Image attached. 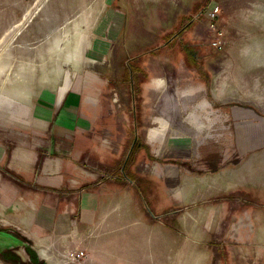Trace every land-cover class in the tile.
<instances>
[{
	"label": "rangeland",
	"instance_id": "1",
	"mask_svg": "<svg viewBox=\"0 0 264 264\" xmlns=\"http://www.w3.org/2000/svg\"><path fill=\"white\" fill-rule=\"evenodd\" d=\"M119 4L122 27L109 21L105 33L103 23ZM214 4L220 9L211 19ZM181 15L185 24L177 26ZM85 34L91 43L79 54L89 60L77 52ZM119 35L122 43H113ZM96 40L108 44L97 47ZM161 48L165 70L153 61V84L143 83L140 92L139 164L169 169L149 186L158 194L168 186V212L218 213L220 260L264 264V188L257 183L259 173L264 182V0H0V132L14 140L35 136L12 120L22 109L17 80L34 78L23 69L51 66L61 72L57 84L66 71L75 73L68 76L74 84H87L88 71L102 66L95 86H112L108 93L121 95L124 105L127 89L109 81L123 70L124 53L151 59ZM39 93L25 92L26 107ZM149 95L163 104L152 106ZM155 114L160 119L152 125ZM147 174L149 180L156 175Z\"/></svg>",
	"mask_w": 264,
	"mask_h": 264
},
{
	"label": "crops",
	"instance_id": "2",
	"mask_svg": "<svg viewBox=\"0 0 264 264\" xmlns=\"http://www.w3.org/2000/svg\"><path fill=\"white\" fill-rule=\"evenodd\" d=\"M113 10L103 23L104 30L112 26L109 21L122 27L124 7L115 5ZM185 20L181 15L177 26ZM83 37L87 40L79 39L78 57L79 48L85 53L91 43L88 34ZM117 39L114 36L113 43H122ZM95 43L97 47L108 44ZM161 50L151 59L138 52L124 53L123 70L114 71L117 77L109 79L110 85L127 89L124 105L121 95L108 93L112 86L104 90L95 86L105 69L102 66L88 71L87 84L80 80L74 84L68 76L75 73L70 71L57 84L54 79L61 72L51 66L23 69V75L34 78L17 80L22 109L12 120L18 119L35 136L24 134L14 140L0 132V257L4 264H253L244 257L241 262L220 260L218 213L168 212L169 199L164 196L168 186L158 194L156 186L149 185L156 184V176L164 179L169 168L139 164L143 148L137 125L144 101L140 92L143 83L151 81L150 88L153 84V61L161 64V72L165 70L158 60ZM38 89L33 106L26 107L25 92ZM149 99L152 106L163 104L160 97L155 104L150 95ZM159 117L153 115L151 124L156 125L152 121ZM6 119L10 123V116ZM152 152L159 155L155 149ZM147 173L156 175L149 180ZM260 178L259 173L258 187L264 188ZM149 190L158 195H150ZM172 217L176 222H170ZM72 249L86 251L87 258L63 260V253Z\"/></svg>",
	"mask_w": 264,
	"mask_h": 264
},
{
	"label": "built area",
	"instance_id": "3",
	"mask_svg": "<svg viewBox=\"0 0 264 264\" xmlns=\"http://www.w3.org/2000/svg\"><path fill=\"white\" fill-rule=\"evenodd\" d=\"M219 6H216V4L214 5H210V7L207 10V14L211 19H215L218 15L219 12ZM87 252L84 250H80V249H72V250H68L65 251L63 253V260H72V261H83L87 258Z\"/></svg>",
	"mask_w": 264,
	"mask_h": 264
}]
</instances>
